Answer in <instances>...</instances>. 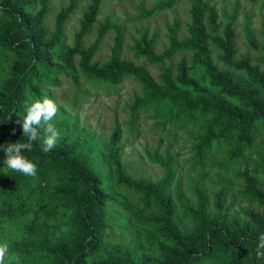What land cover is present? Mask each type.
<instances>
[{
    "label": "trees",
    "instance_id": "trees-1",
    "mask_svg": "<svg viewBox=\"0 0 264 264\" xmlns=\"http://www.w3.org/2000/svg\"><path fill=\"white\" fill-rule=\"evenodd\" d=\"M181 1L160 0L154 8L143 9L140 19L157 16ZM50 2L0 0V242H8L9 254L17 258L13 264H264V257L255 255L258 237L264 233V72L247 57L236 59V14L227 18L220 32L216 9L208 0H194L188 37L180 39L179 29L169 28V48L162 54H156L154 42L142 34L132 51L136 60L162 65L158 83L143 67L121 59L123 32L110 18L101 25L96 42L85 47L102 0H90L74 46H65L62 35L80 0H70L60 11L51 35L45 24ZM112 30L117 33L112 58L94 62L104 36ZM248 39L257 45L249 33ZM211 48L218 50L217 59L224 66L246 73L247 84L215 72ZM176 55L181 56L178 61ZM58 58L63 65L56 63ZM258 62L264 64V56ZM65 71L76 83L79 73L98 86L138 81L142 92L128 110V134L140 110L155 112L161 118L158 127L196 133L191 171L206 170V152L219 154L226 172L246 158L257 157L252 159L255 176L239 172L248 204L243 217L227 207L225 186L211 207L199 184L190 180L183 184L167 153L148 155L164 171L158 183L134 179L122 161L119 126L98 152L113 185H106L93 167L91 141L72 133L74 128L60 134L56 146L45 154L43 123L32 151L22 152L36 164V175L7 169L3 147L26 142L17 120L37 100L54 102L53 90L61 86L59 76ZM64 124L56 122L57 127ZM184 189L193 205L182 196ZM117 210L114 221L111 214ZM181 223L190 224V229H182Z\"/></svg>",
    "mask_w": 264,
    "mask_h": 264
},
{
    "label": "rangeland",
    "instance_id": "rangeland-1",
    "mask_svg": "<svg viewBox=\"0 0 264 264\" xmlns=\"http://www.w3.org/2000/svg\"><path fill=\"white\" fill-rule=\"evenodd\" d=\"M158 1L160 0H102L103 8L91 33L84 40L85 47L88 48L96 42L101 25L110 18L111 23L120 26L123 32L121 59L143 67L156 82L161 83L162 65L150 64L145 59L136 60L132 48L142 40V34L145 33L148 39L154 42L155 53H164L169 48V28L177 27L180 39L187 38V30L191 22L190 12L194 0H182L172 9L157 16L140 19L142 10L154 8ZM208 1L210 6L218 12L220 32L225 29L227 18L236 14L233 24L236 36V59L247 57L252 60L253 67H259V70L264 72V64L258 62L261 56H264V0ZM69 3L70 0H51L50 14L45 20L50 35L55 32L57 16L62 9L69 6ZM89 4L90 0H80L77 11L67 20L62 35L65 46H74L75 35L80 31L81 21ZM248 33L253 36L256 46L250 43ZM116 38L115 30L104 36L93 59L94 62L106 63L110 61ZM211 49L213 50L212 67L215 68V72L236 77L247 84L249 77L246 73L234 72L224 66L217 59L218 50ZM180 58L181 56L176 55L174 61H178ZM187 58L191 60L190 55H187ZM55 61L57 64L63 65L59 58ZM79 61L80 57L75 58L74 63L77 71H79ZM79 75L78 83L74 81L69 71H65L59 76L62 84L53 90L57 112L51 123L55 125L60 134H63L67 128H74L72 133L86 136L91 141L93 167L104 178L106 185H113V178L108 171L107 163L99 156L98 152L100 153V148L109 144L115 128L119 126L123 135L121 138V144L124 147L122 161L134 179H148L158 183L164 177V171L160 166L153 164L148 155H153L156 152L158 156L163 157L167 153L173 158L176 176L182 180L183 184L187 180H190L192 184H199L208 196L211 207L215 196L225 186L224 197L227 207L230 206L231 213L243 217L242 210L248 207V204L244 199L245 181L239 172L249 171L251 175L255 176V162L252 159L257 157L246 158L226 172L221 167V156L214 155L213 152H206L204 154L206 170L199 167L191 171L190 161L194 158L193 149L198 143L196 133L171 127L167 129L158 127L156 123L161 118L155 117V112L140 110L135 116L132 134H128V123L131 119L128 110L142 92L138 81L128 79L117 87L108 84L98 86L87 81L81 73ZM58 121H65V124L57 127L56 122ZM261 139L264 140V134ZM182 196L189 204L195 203L186 189L182 191ZM119 211L111 214L114 221ZM177 214H180V211ZM113 227L118 232V225L115 224ZM180 227L189 230L190 224L181 223Z\"/></svg>",
    "mask_w": 264,
    "mask_h": 264
},
{
    "label": "clouds",
    "instance_id": "clouds-1",
    "mask_svg": "<svg viewBox=\"0 0 264 264\" xmlns=\"http://www.w3.org/2000/svg\"><path fill=\"white\" fill-rule=\"evenodd\" d=\"M57 108L52 99L45 98L42 102L37 100L33 102L26 109V116L17 123L22 125L23 137L26 138V142L11 143L3 147V151L6 153V159L4 164L7 169L15 172L22 173L28 176H35L37 166L34 162L30 161L25 155H22L23 151L31 152L33 149V142L40 138L37 128L41 129L43 123V137H42V151L47 154L57 144L60 138V133L56 129L55 125L51 123L55 117ZM255 255L257 258L264 257V233L258 237V244ZM13 264L16 261L14 255L9 254L8 242H0V264Z\"/></svg>",
    "mask_w": 264,
    "mask_h": 264
}]
</instances>
